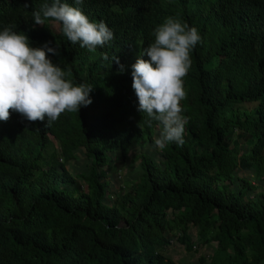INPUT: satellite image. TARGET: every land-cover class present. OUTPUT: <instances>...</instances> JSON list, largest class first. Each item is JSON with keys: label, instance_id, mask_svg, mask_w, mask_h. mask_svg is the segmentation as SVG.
<instances>
[{"label": "trees", "instance_id": "obj_1", "mask_svg": "<svg viewBox=\"0 0 264 264\" xmlns=\"http://www.w3.org/2000/svg\"><path fill=\"white\" fill-rule=\"evenodd\" d=\"M51 2L0 0V30L14 24L31 46L56 49L49 59L93 86L92 103L50 127L16 112L0 121V264H193L166 250L174 239L192 249V232L212 245L202 264H264V0H62L113 31L94 52L51 20L35 24L33 10ZM173 14L201 40L184 81V144L161 151L131 65ZM80 152L89 161L77 181L67 165ZM131 158L136 180L112 200L108 168Z\"/></svg>", "mask_w": 264, "mask_h": 264}, {"label": "clouds", "instance_id": "obj_2", "mask_svg": "<svg viewBox=\"0 0 264 264\" xmlns=\"http://www.w3.org/2000/svg\"><path fill=\"white\" fill-rule=\"evenodd\" d=\"M82 4L84 0H74ZM25 8L29 7L26 2ZM32 18L37 25L51 20L72 44L90 52L103 48L114 39L113 31L104 21L93 22L78 7L62 0L44 3L34 9ZM14 24L0 30V121L7 122L11 112L20 114L29 122L45 121L47 127L56 122L62 113L79 112L92 103L93 86L74 84L66 78L65 71L49 59L57 55L56 49L45 43L33 47L26 34L15 30ZM201 37L195 27H189L171 15L154 30V42L142 49L131 65L132 88L138 99V111L151 127L160 126L153 145L164 150L169 144H184L187 119L182 114L181 101L186 99L184 81L192 66L191 52ZM149 59H144V56ZM105 60L108 59L103 54ZM123 74L125 66L114 56L112 62ZM11 110V111H10ZM140 125V123H139ZM138 125V126H139ZM154 148V147H153Z\"/></svg>", "mask_w": 264, "mask_h": 264}, {"label": "rangeland", "instance_id": "obj_3", "mask_svg": "<svg viewBox=\"0 0 264 264\" xmlns=\"http://www.w3.org/2000/svg\"><path fill=\"white\" fill-rule=\"evenodd\" d=\"M51 27H53L55 30H58V23L51 21L50 23ZM235 137V134L232 135V138ZM246 138L247 136L237 138L239 147L243 150L246 146ZM154 147V145H153ZM55 145V149H56ZM154 152V151H153ZM132 154L130 153V156ZM131 159H128L123 165H117L116 163H113L107 171V179L109 180L110 184L108 186V195L110 199H114L118 193L124 192L127 187L123 188V181L124 180H130L135 181L136 179L131 175L134 171V165L131 163ZM89 160L84 158V154L80 152L78 154L77 159L73 158L68 162V169L70 173L77 179V181H81V177L77 176L76 172L79 170V167L81 165H85ZM116 166V168H115ZM242 173L245 176L252 177V174L249 173L248 170L243 169L241 170ZM257 180L254 179L253 182H256ZM260 182L263 185L264 188V173L263 177L260 178ZM258 191V190H257ZM250 193H252V190H249ZM248 192V193H249ZM192 239L194 240V247L192 249H186L184 243H181L179 241H176L175 239L171 244H169L168 247H166L167 253L173 257L174 259H180L185 260L186 262L193 263V264H202L199 262V256L201 254H208L212 251V245H205L202 243H198L196 235L192 232ZM211 244H214L213 242Z\"/></svg>", "mask_w": 264, "mask_h": 264}]
</instances>
